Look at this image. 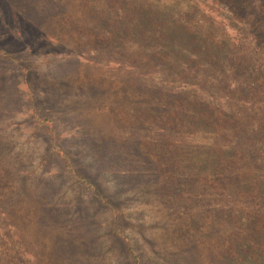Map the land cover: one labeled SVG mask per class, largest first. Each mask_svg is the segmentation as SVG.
I'll return each mask as SVG.
<instances>
[{"label": "rangeland", "instance_id": "obj_1", "mask_svg": "<svg viewBox=\"0 0 264 264\" xmlns=\"http://www.w3.org/2000/svg\"><path fill=\"white\" fill-rule=\"evenodd\" d=\"M17 240L264 264V0H0V264Z\"/></svg>", "mask_w": 264, "mask_h": 264}, {"label": "trees", "instance_id": "obj_2", "mask_svg": "<svg viewBox=\"0 0 264 264\" xmlns=\"http://www.w3.org/2000/svg\"><path fill=\"white\" fill-rule=\"evenodd\" d=\"M61 235H58V237H60ZM66 241V240H65ZM68 241H66V243H67ZM16 245H15V243H14V245H13V248H11V247H8V250H7V252L8 253H10V254H12V255H16V256H18L19 257V260H20V263L19 264H25L26 263V261L24 260V257L25 256H27L29 253H27V251H24V249H23V245H22V243L19 241V240H17L16 241ZM73 243H75L76 244V247H78V243L77 242H74L73 241ZM68 245H71V246H73L72 244H68ZM13 250V251H12ZM82 255H84V253H81ZM81 255V256H82ZM83 258H85V256H83ZM22 262V263H21Z\"/></svg>", "mask_w": 264, "mask_h": 264}]
</instances>
